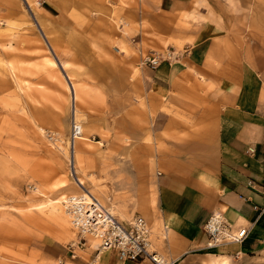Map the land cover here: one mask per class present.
Instances as JSON below:
<instances>
[{
	"label": "rangeland",
	"instance_id": "374dc122",
	"mask_svg": "<svg viewBox=\"0 0 264 264\" xmlns=\"http://www.w3.org/2000/svg\"><path fill=\"white\" fill-rule=\"evenodd\" d=\"M208 1L210 20L225 23V32L264 7V0ZM202 11L205 0H190L176 15L160 14L157 0H0V264H49L43 240L61 232L67 245L75 240L61 200L74 191L76 168L120 219L131 201L117 165L137 161L139 145L148 158L170 140L150 134L149 117L161 130L176 117L156 68L191 42L184 31L205 19ZM165 49L176 56L154 68L139 63L140 52ZM72 113L82 136L73 141ZM145 163L147 205L155 168Z\"/></svg>",
	"mask_w": 264,
	"mask_h": 264
},
{
	"label": "crops",
	"instance_id": "0c3cea01",
	"mask_svg": "<svg viewBox=\"0 0 264 264\" xmlns=\"http://www.w3.org/2000/svg\"><path fill=\"white\" fill-rule=\"evenodd\" d=\"M211 7L205 0L204 20L175 29L185 30L191 42L173 63L156 66V82L176 117L169 116L162 130L155 128L161 125L158 118L149 117L155 123L150 134L170 140L148 151V158L139 145L137 161L117 165L131 201L117 219L125 223L142 215L165 264H264V7L246 18V26L235 21L233 32L210 20ZM157 9L176 15L190 9V0H157ZM38 23L49 30L44 19ZM146 160L155 168L148 176L154 194L147 205ZM212 211L221 212L232 227L247 229L241 242L204 247L202 227ZM51 237L40 246L49 264H151L121 260L113 249L96 253L95 245L71 247L62 232Z\"/></svg>",
	"mask_w": 264,
	"mask_h": 264
},
{
	"label": "built area",
	"instance_id": "2783aa9c",
	"mask_svg": "<svg viewBox=\"0 0 264 264\" xmlns=\"http://www.w3.org/2000/svg\"><path fill=\"white\" fill-rule=\"evenodd\" d=\"M175 56L176 53L168 49L148 50L139 56V63L154 68L161 61L170 60ZM80 132L79 122L72 117L69 139L73 141ZM63 208L68 215L70 229L76 236L69 246L80 248L87 240H94L96 253L113 249L121 260H146L151 264H165L153 247L149 226L142 215L133 214L125 223H121L112 211L103 206L87 189L67 194ZM202 228L206 237L204 247L208 250H215L228 243H239L247 234L245 227H232L219 211H212ZM96 259L97 254L94 255L93 261Z\"/></svg>",
	"mask_w": 264,
	"mask_h": 264
},
{
	"label": "bare ground",
	"instance_id": "6f19581e",
	"mask_svg": "<svg viewBox=\"0 0 264 264\" xmlns=\"http://www.w3.org/2000/svg\"><path fill=\"white\" fill-rule=\"evenodd\" d=\"M40 28V27H39ZM43 36H44V34H43ZM74 90V89H73ZM73 99L75 100V92H73ZM72 117L73 118H75V116H74V114L72 113ZM80 129H81V125H80ZM81 135H79L78 137H80ZM69 147H71V146H69ZM71 156H72V160H73V162H71L72 163V166H73V163H74V149L72 150V152H71ZM74 171V170H73ZM77 174H78V172L77 173H74L73 174V176H70L71 177V179L73 180V183H74V185H75V190H76V192L75 193H77V192H82L84 189H86L85 188V186H84V182L83 181H81L80 179H78L79 177L77 176ZM87 191L88 192H90L91 193V191H89L88 189H87ZM68 194H73V193H68ZM91 194H94V193H91ZM67 195V194H66ZM65 195V196H66ZM65 196H64V198H63V200H61V204H62V208H63V201H64V199H65ZM98 198V197H97ZM99 201V200H98ZM100 202V201H99ZM101 203V202H100ZM103 206H105L103 203H101ZM106 207H108V206H106ZM109 208V207H108ZM110 209V208H109ZM63 210H64V208H63ZM111 210V209H110ZM64 212H65V210H64ZM66 213V212H65ZM67 215V214H66ZM115 216V215H114ZM67 217H68V215H67ZM117 218V217H116ZM168 264V263H167Z\"/></svg>",
	"mask_w": 264,
	"mask_h": 264
}]
</instances>
